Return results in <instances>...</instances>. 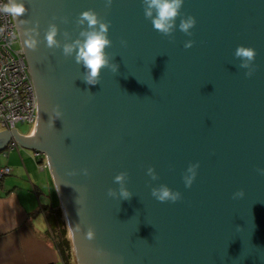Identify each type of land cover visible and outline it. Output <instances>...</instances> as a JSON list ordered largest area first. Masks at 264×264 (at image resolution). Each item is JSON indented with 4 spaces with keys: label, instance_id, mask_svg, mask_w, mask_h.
Segmentation results:
<instances>
[{
    "label": "water",
    "instance_id": "1",
    "mask_svg": "<svg viewBox=\"0 0 264 264\" xmlns=\"http://www.w3.org/2000/svg\"><path fill=\"white\" fill-rule=\"evenodd\" d=\"M14 17L37 98L31 134L0 129V150L15 138L41 151L82 264H264V0H185L181 17L197 23L175 40L145 19L142 0H23ZM95 9L111 21L107 49L117 73L102 70L89 85L85 69L44 39L50 22L77 38L78 15ZM56 17H67L63 23ZM40 22V44L27 47L25 30ZM194 40L185 48L187 40ZM126 40L127 44L121 43ZM257 49L255 73L238 67L239 45ZM59 104L62 119L51 126ZM199 162L186 188L183 174ZM155 166L158 180L148 167ZM90 169V175L82 170ZM80 170L69 175L72 170ZM129 173L128 200L109 197L114 177ZM182 193L158 202L152 187ZM243 188L246 195L234 200ZM81 225V231L74 228ZM92 226L96 238L87 240ZM239 226V228H237ZM104 250L97 255V249Z\"/></svg>",
    "mask_w": 264,
    "mask_h": 264
},
{
    "label": "clouds",
    "instance_id": "2",
    "mask_svg": "<svg viewBox=\"0 0 264 264\" xmlns=\"http://www.w3.org/2000/svg\"><path fill=\"white\" fill-rule=\"evenodd\" d=\"M185 0H142L144 7L145 19L150 20L155 31H158L170 40H175L174 33L177 31V19L181 17V9ZM113 0H105V7L110 8ZM0 12L17 18L21 24L31 23L22 17L28 12L23 0H8L7 3L0 5ZM63 23H68L67 17H56ZM197 23L194 15H187L180 18L179 31L188 36H192V29ZM111 21L102 18L95 9H87L82 11L76 19V27L79 30V35L74 40L71 39V32L67 29L64 31L65 40L58 39L60 27L56 22H50L46 29L44 39L46 46L49 49L62 48L64 57L74 56L75 63L82 65L85 69L82 79L89 85H96L101 82L102 70L110 68L113 73L119 70V64L114 62V54H110L107 49L112 46L113 41L109 37ZM26 45L31 50H36L40 44V22L37 20L35 26L29 27L25 30ZM122 44L126 45L127 41L122 40ZM194 40H187L184 47L191 48L194 45ZM258 55L257 49L252 46L239 45L234 52L236 59L240 61L238 67L247 69L245 75L247 77L253 76L257 66L255 60ZM54 115L50 118L51 126L57 119H62L63 111L61 106L57 104L53 109ZM199 162L191 163L183 174V180L186 188H190L198 174ZM80 170H72L69 175H76ZM84 175H90V169L84 168L82 170ZM257 172L264 175V168H258ZM151 180H158L159 174L155 166L148 167L147 173ZM129 180V173L121 171L114 177V183L118 184V188H109L107 195L120 200H128L133 196V192L127 187ZM151 195L161 203L171 202L175 203L182 199V193L179 190H173L167 184H161L152 187ZM246 195L243 188L238 189L233 193L232 198L242 199ZM76 231H81L80 223L75 227ZM239 228V226H237ZM96 238V230L89 226L86 239L91 241ZM102 248L97 249V255H103Z\"/></svg>",
    "mask_w": 264,
    "mask_h": 264
},
{
    "label": "crops",
    "instance_id": "3",
    "mask_svg": "<svg viewBox=\"0 0 264 264\" xmlns=\"http://www.w3.org/2000/svg\"><path fill=\"white\" fill-rule=\"evenodd\" d=\"M7 148L0 150V168L9 166L8 175H17H6L0 182V264H63L57 246L46 235L48 225L39 205L41 181L34 175L36 164L40 172L50 171L40 168L46 159L25 158L20 149ZM49 177L52 182L51 171Z\"/></svg>",
    "mask_w": 264,
    "mask_h": 264
},
{
    "label": "built area",
    "instance_id": "4",
    "mask_svg": "<svg viewBox=\"0 0 264 264\" xmlns=\"http://www.w3.org/2000/svg\"><path fill=\"white\" fill-rule=\"evenodd\" d=\"M8 0H0V5ZM20 47H16V43ZM37 116V98L32 75L26 60L25 52L17 32L15 19L0 12V129H17L19 134L29 135L34 129ZM31 123L32 128L28 133L20 132L19 123ZM17 140L13 138L8 148L17 147ZM35 156L43 154L34 150ZM46 161L40 164V168L49 167ZM11 168H0V182L4 176L10 174Z\"/></svg>",
    "mask_w": 264,
    "mask_h": 264
},
{
    "label": "rangeland",
    "instance_id": "5",
    "mask_svg": "<svg viewBox=\"0 0 264 264\" xmlns=\"http://www.w3.org/2000/svg\"><path fill=\"white\" fill-rule=\"evenodd\" d=\"M15 46L16 47H20V43L19 42L16 43ZM18 128H19L20 132L28 133L31 130V128H32V124L28 123V122L19 123L18 124ZM19 149L22 151V153L24 154L23 156L25 158L33 157L34 159H36V158H43L44 157V154H41L39 156H35L34 155V153H35L34 149L24 147L19 142L17 143V147L16 148H14V149L7 148L5 150H9V151L15 150L17 152V150H19ZM34 164H36V163H31V165H34ZM38 165L37 164L34 165V166H36L35 167L36 171L34 170L35 171L34 175L36 176L37 179H39L41 181V189H42V191L39 192V205H47V204H49V205H53L55 207V206L58 205V203H60V199H59V195H58L55 183H53L54 180L52 179V182H51V179L49 177V172L50 171H48L49 170L48 168H45L44 170H41V172H40L39 171L40 169H39ZM16 175L17 174L13 172L10 176L9 175H7V176L14 177ZM37 185L40 186V184H37ZM60 205H61V203H60ZM61 209H62V207H61ZM62 211H63V209H62ZM63 214H64V212H63ZM41 215L43 216L42 213H41ZM69 238H70V240L72 242L71 244H72V246L74 248L75 246H74L73 238H72V235L70 233H69ZM72 257L73 258L71 259V264H81V262L77 259L76 255L74 256V254H73Z\"/></svg>",
    "mask_w": 264,
    "mask_h": 264
},
{
    "label": "trees",
    "instance_id": "6",
    "mask_svg": "<svg viewBox=\"0 0 264 264\" xmlns=\"http://www.w3.org/2000/svg\"><path fill=\"white\" fill-rule=\"evenodd\" d=\"M40 210L44 213L48 225L46 235L57 246L63 264H71L72 256L73 254L75 256V253L69 238V230L60 203L55 207L49 204L42 205Z\"/></svg>",
    "mask_w": 264,
    "mask_h": 264
},
{
    "label": "bare ground",
    "instance_id": "7",
    "mask_svg": "<svg viewBox=\"0 0 264 264\" xmlns=\"http://www.w3.org/2000/svg\"><path fill=\"white\" fill-rule=\"evenodd\" d=\"M64 216H65V214H64ZM65 220H66V218H65ZM67 223V222H66ZM68 226V225H67ZM70 233V232H69ZM71 234V233H70ZM72 235V234H71ZM73 236V235H72ZM82 264V263H81Z\"/></svg>",
    "mask_w": 264,
    "mask_h": 264
},
{
    "label": "flooded vegetation",
    "instance_id": "8",
    "mask_svg": "<svg viewBox=\"0 0 264 264\" xmlns=\"http://www.w3.org/2000/svg\"><path fill=\"white\" fill-rule=\"evenodd\" d=\"M25 56H26V54H25ZM26 60H27V56H26Z\"/></svg>",
    "mask_w": 264,
    "mask_h": 264
}]
</instances>
